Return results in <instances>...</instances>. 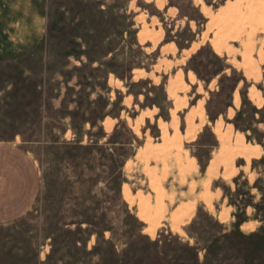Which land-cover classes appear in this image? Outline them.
Segmentation results:
<instances>
[{
    "label": "rangeland",
    "instance_id": "1",
    "mask_svg": "<svg viewBox=\"0 0 264 264\" xmlns=\"http://www.w3.org/2000/svg\"><path fill=\"white\" fill-rule=\"evenodd\" d=\"M32 4L0 143L42 188L0 264H264V0Z\"/></svg>",
    "mask_w": 264,
    "mask_h": 264
},
{
    "label": "crops",
    "instance_id": "2",
    "mask_svg": "<svg viewBox=\"0 0 264 264\" xmlns=\"http://www.w3.org/2000/svg\"><path fill=\"white\" fill-rule=\"evenodd\" d=\"M44 26L32 0H0V51L10 53L31 47L41 39ZM192 46L178 52H188ZM160 49L169 52L172 43ZM165 91L170 99L168 89ZM41 188V174L29 152L16 143H0V225L27 214Z\"/></svg>",
    "mask_w": 264,
    "mask_h": 264
},
{
    "label": "trees",
    "instance_id": "3",
    "mask_svg": "<svg viewBox=\"0 0 264 264\" xmlns=\"http://www.w3.org/2000/svg\"><path fill=\"white\" fill-rule=\"evenodd\" d=\"M193 251H195L196 252V250H193ZM198 252V251H197Z\"/></svg>",
    "mask_w": 264,
    "mask_h": 264
},
{
    "label": "bare ground",
    "instance_id": "4",
    "mask_svg": "<svg viewBox=\"0 0 264 264\" xmlns=\"http://www.w3.org/2000/svg\"><path fill=\"white\" fill-rule=\"evenodd\" d=\"M251 150V149H250ZM256 151V149H254Z\"/></svg>",
    "mask_w": 264,
    "mask_h": 264
}]
</instances>
